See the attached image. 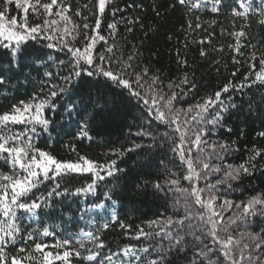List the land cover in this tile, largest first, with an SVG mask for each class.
Returning <instances> with one entry per match:
<instances>
[{"label":"snow or ice","instance_id":"snow-or-ice-1","mask_svg":"<svg viewBox=\"0 0 264 264\" xmlns=\"http://www.w3.org/2000/svg\"><path fill=\"white\" fill-rule=\"evenodd\" d=\"M131 7L145 10L118 0H0V92L12 91L13 81L17 90L33 86L27 99L0 111V264H264V189L245 185L264 177V146L247 148L234 163L239 148L221 138L232 133L226 120L240 108L233 94L264 89V0H233V30L221 35L233 38L226 47L239 67L203 96L196 65L179 51L175 78L153 66L155 53L145 59L144 42L160 24L145 27L141 17L122 15ZM150 7L158 21L182 12L185 50L195 43L202 60L224 63L215 54L225 46L213 44L210 30L217 21L202 18L219 15L224 0H168L163 10L153 0ZM135 24L144 30L139 43L120 32ZM241 68L243 80L235 83ZM105 128L126 129L121 135L130 144L111 146L101 137ZM60 131L102 143L107 159L81 154L72 143L64 144L75 154L67 160L38 146ZM156 151L168 163L160 173L143 172L148 161H140ZM130 154L140 171L119 166ZM130 186L163 209L135 229L119 215ZM236 192L244 198H232ZM69 197L76 199L66 203ZM113 226L136 243L113 250L104 238ZM58 234L51 244L45 239Z\"/></svg>","mask_w":264,"mask_h":264},{"label":"trees","instance_id":"trees-1","mask_svg":"<svg viewBox=\"0 0 264 264\" xmlns=\"http://www.w3.org/2000/svg\"><path fill=\"white\" fill-rule=\"evenodd\" d=\"M153 0H118L120 7L125 8L130 4H140L145 5V10L142 11L137 7L126 8V11L122 15L126 16L128 19H134L139 16L142 18L145 27L149 24L157 23L160 24V30L157 33L150 34V38L145 40L143 45V53L146 60H149L153 57L155 53L156 60H153V66L159 68L167 77L175 78L179 75V69L175 62L177 51L180 52L181 56H186L189 63H194L196 65V79L201 86V91L199 95L203 96L207 93H212L225 84L229 79H233L231 72L235 67L239 65H233L230 59V53L226 47L228 44L233 42V38L227 35H221V29H227L232 31V17L230 6L233 4V0H224V7H222L221 13L219 15H214L211 13L204 14L203 20L211 21L215 19L217 21L216 25L210 29L216 33L215 38L213 39V44L217 47L225 46L224 53H216V57H223L224 63L220 65H213L209 60H202L199 57V48L201 45L191 43L187 50L184 48L185 36L184 32L181 30V26L186 27L185 21L183 19L182 12H169L164 21H158L154 14L151 11L150 4ZM158 2L161 10L164 9L168 0H156ZM118 14V17L119 18ZM111 19V17H109ZM242 21L237 20V29L241 25ZM126 27H133L134 31L127 33L125 31ZM253 30L259 32L255 25H253ZM143 31L139 24L135 25H121L120 32L122 35H126L129 41L134 43H139L143 39ZM169 35L172 36V39L169 40ZM206 33L201 32L200 36H204ZM199 38V37H197ZM203 47L208 48L211 51L210 46L203 45ZM151 50V51H150ZM52 53L55 57L57 53L54 50H46ZM60 58H63V54H59ZM6 63L5 61H2ZM217 67H219V72H217ZM51 70L53 72L61 71L56 65H53ZM244 69L241 68V74H238L234 79L235 83H239L243 80L242 73ZM35 75V74H34ZM33 86L28 85L27 88L20 86L17 90L15 87V81H13V90L9 92H0V111L6 110L11 103H15L19 99H27L28 96L32 93ZM247 95H241L240 92L234 93V102L240 105L238 111L234 112L231 117H228L226 123L228 127L233 129L231 134L222 133L223 139L230 141H235L236 146L239 148L237 153V159L234 160V163L241 162L246 156V149L251 148L253 145L264 146V138L257 136V133L264 131V89H252L248 91ZM229 94L224 95V99H227ZM249 100L252 101L251 111L249 110ZM129 122L131 118L129 117ZM59 131V129H58ZM243 131V135L241 132ZM121 132L124 135H127L126 129H116V128H105L101 132V137L103 140L111 141V146H128L130 144V139H125L121 135ZM99 142V138H97ZM72 143L77 146V150L81 154H87L94 159H99L103 162L106 157L103 153L107 151V148L101 143L100 146H97V143H92L88 141H77L70 137H66L63 131H60V134H52L51 140H46L41 138L38 142V146L44 150L51 151L58 159H75V154L72 153L69 149L64 147V144ZM131 159L127 160L125 164H119L120 167L131 168L134 171H140V167L135 163L136 157L134 154H130ZM115 159V157H112ZM144 160H147L148 163L144 165L143 172H155L160 173L163 171V165L167 164L168 161L164 159V154L162 152L156 151L145 156L140 163H144ZM119 163V162H118ZM146 179H154L155 176L144 177ZM82 181L77 179L74 181V186H80ZM124 182L121 181V184ZM246 187L249 189L255 188L256 191L264 189V177L259 179H252L245 182ZM232 198L243 199L244 197L239 194V192L231 194ZM74 197H69L66 203H71ZM79 204L83 205V198H79ZM123 210L119 213L120 217L124 220L126 224H131L133 229L137 225H140L142 221L146 219L154 218L155 214L160 211H163L161 201L155 200L151 195L145 197L142 195H137L134 191L131 190V186L128 190L125 191L123 195ZM73 208L77 207V204H72ZM51 223V221H49ZM58 223V221H57ZM80 226L84 227L86 221H80ZM61 236L58 234L55 238H45L49 244L54 242V239H60ZM106 243H108L113 250L117 249V246H123L128 243H136V241H130L122 234V230L118 226H113L105 234Z\"/></svg>","mask_w":264,"mask_h":264}]
</instances>
